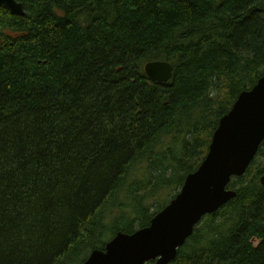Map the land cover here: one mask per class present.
<instances>
[{"label": "trees", "instance_id": "trees-1", "mask_svg": "<svg viewBox=\"0 0 264 264\" xmlns=\"http://www.w3.org/2000/svg\"><path fill=\"white\" fill-rule=\"evenodd\" d=\"M17 1L24 17L0 8V264H83L149 226L264 75V0ZM262 175L264 144L171 264H264Z\"/></svg>", "mask_w": 264, "mask_h": 264}, {"label": "water", "instance_id": "water-1", "mask_svg": "<svg viewBox=\"0 0 264 264\" xmlns=\"http://www.w3.org/2000/svg\"><path fill=\"white\" fill-rule=\"evenodd\" d=\"M0 8L12 15H26L17 0H0ZM173 72L169 62L145 65L147 77L157 83L170 82ZM263 144L264 75L252 89L242 91L221 118L206 158L186 177L176 198L149 226L132 234L118 232L104 249L92 250L83 264H171L202 219L236 199L237 192L229 186L233 179L245 176ZM260 184L264 187V175Z\"/></svg>", "mask_w": 264, "mask_h": 264}, {"label": "rangeland", "instance_id": "rangeland-1", "mask_svg": "<svg viewBox=\"0 0 264 264\" xmlns=\"http://www.w3.org/2000/svg\"><path fill=\"white\" fill-rule=\"evenodd\" d=\"M173 195H174V190H166L165 192H162L160 194V196L157 199V202H160V204L164 207L165 205L168 204L169 201H171L173 199ZM151 205H153V202H152ZM155 211L156 210H154L153 212H155ZM137 228H139V227H136V229ZM254 244H255V246H258L259 245V243L256 242V241H254ZM88 254H89V252L85 254L86 255L85 257H88L89 256Z\"/></svg>", "mask_w": 264, "mask_h": 264}]
</instances>
